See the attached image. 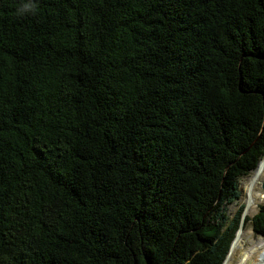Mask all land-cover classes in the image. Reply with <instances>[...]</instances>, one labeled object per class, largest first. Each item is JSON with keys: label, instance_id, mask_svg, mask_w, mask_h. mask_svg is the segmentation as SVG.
<instances>
[{"label": "trees", "instance_id": "trees-1", "mask_svg": "<svg viewBox=\"0 0 264 264\" xmlns=\"http://www.w3.org/2000/svg\"><path fill=\"white\" fill-rule=\"evenodd\" d=\"M264 156V0H0V264H223Z\"/></svg>", "mask_w": 264, "mask_h": 264}, {"label": "bare ground", "instance_id": "bare-ground-1", "mask_svg": "<svg viewBox=\"0 0 264 264\" xmlns=\"http://www.w3.org/2000/svg\"><path fill=\"white\" fill-rule=\"evenodd\" d=\"M264 176V156L258 161L256 168L250 173V177L243 187L244 192V199L240 197L239 201H243L244 210L247 213L249 208L255 204L256 200V189L258 187V183L262 180ZM240 202V203H241ZM243 210V212H244ZM231 209H229V213ZM242 237V230H238L235 234V237L231 243L228 255L224 260L223 264L227 263L228 258L230 255L234 254L235 250L238 247V243ZM254 253H258V258L253 259L252 263L250 264H264V238L257 240L255 244L247 250L244 255L240 258L238 264H247L248 259L250 260L251 255Z\"/></svg>", "mask_w": 264, "mask_h": 264}, {"label": "rangeland", "instance_id": "rangeland-1", "mask_svg": "<svg viewBox=\"0 0 264 264\" xmlns=\"http://www.w3.org/2000/svg\"><path fill=\"white\" fill-rule=\"evenodd\" d=\"M249 177L250 175L248 177H244L239 182L240 195L242 199H244L243 187L246 185ZM260 182L258 183V187L256 189L255 204H253L249 208L247 213L244 210L243 212L244 217H252L254 214H256L258 206L264 204V194L262 190L260 189ZM240 202L241 201L234 203L233 205H230L229 207L226 208L227 214L229 215V217H232L236 213L240 205L244 206L243 201L241 203ZM229 209H231L230 213H229ZM241 230H242V237L238 243V247L235 250L234 254L230 255V258H228L226 264H238L240 258L244 255V253L247 250H249L255 244L257 240L264 238V237L255 236L251 230L250 225H247L244 228L242 227ZM255 258L256 259L258 258V253L252 254L250 260L248 259L247 264L252 263L253 259Z\"/></svg>", "mask_w": 264, "mask_h": 264}, {"label": "water", "instance_id": "water-1", "mask_svg": "<svg viewBox=\"0 0 264 264\" xmlns=\"http://www.w3.org/2000/svg\"><path fill=\"white\" fill-rule=\"evenodd\" d=\"M260 189L262 190L263 194H264V176L260 182Z\"/></svg>", "mask_w": 264, "mask_h": 264}, {"label": "clouds", "instance_id": "clouds-1", "mask_svg": "<svg viewBox=\"0 0 264 264\" xmlns=\"http://www.w3.org/2000/svg\"><path fill=\"white\" fill-rule=\"evenodd\" d=\"M243 216H244V214H243ZM241 228H242V227H240L238 230H241Z\"/></svg>", "mask_w": 264, "mask_h": 264}]
</instances>
